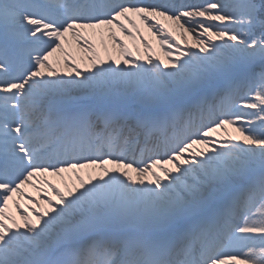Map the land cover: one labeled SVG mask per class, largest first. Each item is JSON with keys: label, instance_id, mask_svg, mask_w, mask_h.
I'll return each mask as SVG.
<instances>
[{"label": "snow or ice", "instance_id": "snow-or-ice-1", "mask_svg": "<svg viewBox=\"0 0 264 264\" xmlns=\"http://www.w3.org/2000/svg\"><path fill=\"white\" fill-rule=\"evenodd\" d=\"M0 264H264V0H0Z\"/></svg>", "mask_w": 264, "mask_h": 264}, {"label": "rangeland", "instance_id": "rangeland-1", "mask_svg": "<svg viewBox=\"0 0 264 264\" xmlns=\"http://www.w3.org/2000/svg\"><path fill=\"white\" fill-rule=\"evenodd\" d=\"M146 35H147V33H146ZM152 43H153V47H155V42L153 41ZM228 131L231 132L232 130L231 129H228ZM28 191H31V190H28ZM33 195H35V194L33 193Z\"/></svg>", "mask_w": 264, "mask_h": 264}, {"label": "bare ground", "instance_id": "bare-ground-1", "mask_svg": "<svg viewBox=\"0 0 264 264\" xmlns=\"http://www.w3.org/2000/svg\"><path fill=\"white\" fill-rule=\"evenodd\" d=\"M126 42H128V41H126Z\"/></svg>", "mask_w": 264, "mask_h": 264}]
</instances>
